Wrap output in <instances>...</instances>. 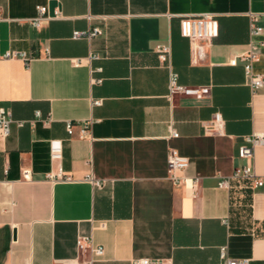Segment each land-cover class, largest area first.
<instances>
[{"label": "crops", "instance_id": "0c3cea01", "mask_svg": "<svg viewBox=\"0 0 264 264\" xmlns=\"http://www.w3.org/2000/svg\"><path fill=\"white\" fill-rule=\"evenodd\" d=\"M40 6L50 19L34 28ZM203 14L219 35L192 47L181 19ZM94 28L102 35L72 37ZM160 45L178 83L207 94L169 96ZM248 52L264 75V0H0V106L14 120L0 142V264H264V186L219 185L245 165L247 139L264 136V86L253 92L243 64H229ZM170 149L189 160L180 183ZM254 152L264 176V143ZM82 238L103 255L80 250Z\"/></svg>", "mask_w": 264, "mask_h": 264}, {"label": "built area", "instance_id": "2783aa9c", "mask_svg": "<svg viewBox=\"0 0 264 264\" xmlns=\"http://www.w3.org/2000/svg\"><path fill=\"white\" fill-rule=\"evenodd\" d=\"M48 8L45 6H40L37 9V16L30 21V24L34 28H40L42 23L50 17L46 14ZM56 17H61L59 11L56 12ZM256 19L254 18L251 23V35L257 36L263 32V28L256 26ZM181 35L187 38L192 47L197 46L199 42H211L214 38L219 35V22L216 16L212 14H203L201 16H188L183 17L180 23ZM102 35V30L100 28H94L90 31H75L73 33V39H87L92 40L93 38ZM157 53L161 64L169 69V96L173 97L175 95H186L195 96L197 98L203 97L208 93L207 87L193 88L180 85L178 83V75L173 72L171 66V50L169 46L160 45L157 47ZM11 54H7L10 57ZM24 57V56H22ZM259 56L255 52H248L236 58H233L229 64L236 66L241 62L244 66L246 82L250 86L253 92L264 86V75L256 73L254 71V63L258 60ZM95 105H100L101 101H94ZM39 115V113H38ZM215 122L220 124L222 121L221 115L216 114L214 118ZM14 122L11 112L3 106H0V142H4L10 135V126ZM20 127L23 126V122H19ZM67 130L72 132L73 123L67 124ZM172 137H178V134L173 130L171 133ZM80 138L90 137V124L84 122L81 124ZM247 142L250 145H244L239 148V157L246 161L245 165L238 167L234 170L233 174L223 179L220 182V187H230L233 181L247 184L251 189H257L264 186V176H258L254 170V156H255V146L258 143H264V136H255L253 138H248ZM50 154L53 161H58L62 157V147L59 140H52L50 142ZM168 175L175 183H180L183 181L182 178L178 176L179 172L185 171L189 166L188 158L181 156L179 152L175 149H170L168 153ZM27 177V175H25ZM52 179L56 180H70L69 177H62L61 174L56 176H50ZM97 186L100 183L94 181ZM78 246L80 250H85L89 248L91 255L102 256L103 248L93 247L91 245V240L87 238H82L78 241ZM221 256L224 258L226 256V249L222 248ZM79 264H93L92 258L82 260ZM130 264H172L166 260H152V259H136L130 262ZM229 264H248L246 260H230Z\"/></svg>", "mask_w": 264, "mask_h": 264}]
</instances>
